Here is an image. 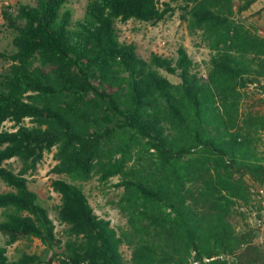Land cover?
<instances>
[{
	"label": "trees",
	"instance_id": "obj_1",
	"mask_svg": "<svg viewBox=\"0 0 264 264\" xmlns=\"http://www.w3.org/2000/svg\"><path fill=\"white\" fill-rule=\"evenodd\" d=\"M67 1L1 11L14 34L13 50L0 52L8 63L0 73V127L12 123L0 130L6 245L20 237L59 245L25 177L55 149L52 173L118 177L126 218L117 231L94 214L81 187L53 180L69 236L60 264H264L250 221L259 211L247 210L258 200L246 180L264 184V38L236 20L234 0H181L188 30L209 50L203 76L182 47L175 60L143 59L119 40L117 20L156 24L172 10L168 4L90 0L73 22ZM243 1L239 13L255 0ZM13 159L17 172L7 166ZM6 251L0 246V264H44L28 254L9 261Z\"/></svg>",
	"mask_w": 264,
	"mask_h": 264
},
{
	"label": "rangeland",
	"instance_id": "obj_2",
	"mask_svg": "<svg viewBox=\"0 0 264 264\" xmlns=\"http://www.w3.org/2000/svg\"><path fill=\"white\" fill-rule=\"evenodd\" d=\"M90 0H68L64 5L63 10L69 11L72 16V21L81 20L84 16V11L87 3ZM34 0H0V52H11L13 32L8 29L1 19V11L4 8H16L20 4H33ZM244 3L243 0H234L233 8L235 11L234 17L237 21L245 25H252L258 30V35L264 38V27L261 25V18L264 17V0H255L250 7L239 13L238 8ZM168 4L171 7L165 18L156 23H146L137 20L116 21V30L119 40L124 43L134 44L139 57L148 59L151 54L175 60L177 51L180 47L184 48L188 56L197 65L201 75H205L206 64L209 59V50L201 40L200 33H190L185 21L182 19L183 11L181 0H158V5L161 9ZM8 63L0 58V73L5 71ZM169 81L176 83L178 80L170 75H166ZM264 85V78L261 79ZM250 93L257 92L249 87ZM254 98H258L255 96ZM252 99L253 103L257 104L256 99ZM25 125H30L28 120L24 121ZM0 130H12V123L6 122L0 127ZM55 149L52 152H46L43 159L37 165L36 169L29 172L25 177L28 180L29 188L37 196L42 205L47 209L48 216L52 220L55 227V237L59 241V245L53 250L47 248L39 239L20 237L15 243L6 245L7 238L0 233V246L6 247V255L9 261L17 260L21 255L28 254L40 258L44 264H60L59 258L63 251L66 241L69 239L67 234L68 226L63 223L58 217V207L60 205V195L53 189V180H64L71 182L81 187L86 196L93 212L96 216L108 220L111 226L117 231L126 228V218L118 209V202L123 195V188L118 186L119 178L112 177L108 180H102L97 173H91L87 181L72 180L67 175H57L52 173V168L58 163L55 159ZM7 166L14 171H18L21 167L20 163L13 159L7 162ZM248 185L252 187L251 194L261 197L253 198L258 201L250 203L248 212L252 210L260 211L264 209L261 202L264 201V184H257L251 179L246 178ZM0 189L7 191L8 188L0 181ZM3 219L2 210L0 209V221ZM254 227L258 230V237L264 239V226H257L253 219H250ZM121 252L126 260L130 259L131 251L126 246L121 247Z\"/></svg>",
	"mask_w": 264,
	"mask_h": 264
},
{
	"label": "built area",
	"instance_id": "obj_3",
	"mask_svg": "<svg viewBox=\"0 0 264 264\" xmlns=\"http://www.w3.org/2000/svg\"><path fill=\"white\" fill-rule=\"evenodd\" d=\"M260 34L262 35V34H264V32L261 31ZM260 197L261 196L259 194L256 195V198L259 199ZM261 204H262V207H264V201H262ZM259 216L260 217L258 219H256V220H254V221H255L257 226H259V227L260 226H264V209H262L260 211Z\"/></svg>",
	"mask_w": 264,
	"mask_h": 264
},
{
	"label": "crops",
	"instance_id": "obj_4",
	"mask_svg": "<svg viewBox=\"0 0 264 264\" xmlns=\"http://www.w3.org/2000/svg\"><path fill=\"white\" fill-rule=\"evenodd\" d=\"M261 25L262 27H264V17L261 18ZM257 241L264 244V239H262L261 237H257Z\"/></svg>",
	"mask_w": 264,
	"mask_h": 264
}]
</instances>
